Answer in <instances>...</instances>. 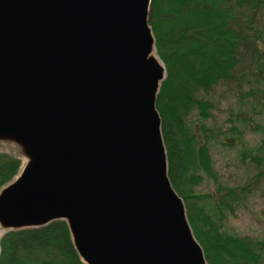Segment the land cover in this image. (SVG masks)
<instances>
[{
    "label": "water",
    "instance_id": "95a60500",
    "mask_svg": "<svg viewBox=\"0 0 264 264\" xmlns=\"http://www.w3.org/2000/svg\"><path fill=\"white\" fill-rule=\"evenodd\" d=\"M151 0H0L5 231L65 221L84 264H207L168 177Z\"/></svg>",
    "mask_w": 264,
    "mask_h": 264
},
{
    "label": "trees",
    "instance_id": "16d2710c",
    "mask_svg": "<svg viewBox=\"0 0 264 264\" xmlns=\"http://www.w3.org/2000/svg\"><path fill=\"white\" fill-rule=\"evenodd\" d=\"M148 24L166 69L156 109L168 177L184 202L206 263L264 264V238L232 234L222 227L225 214L238 209L253 184L264 179V0H151ZM220 86L234 90L239 103L236 112L229 114L227 130L208 124L211 90ZM192 111L199 135L186 122ZM255 117L262 118L263 124ZM246 130L261 131L258 145L241 143ZM227 132L229 141L241 145L239 160L244 163L248 158L257 172L244 185L216 183L213 192L201 194L196 189L207 178L216 179L210 145H229L224 140ZM20 165L18 158L0 152V189L17 175ZM0 264L84 263L66 222L57 220L39 228L4 232Z\"/></svg>",
    "mask_w": 264,
    "mask_h": 264
},
{
    "label": "rangeland",
    "instance_id": "374dc122",
    "mask_svg": "<svg viewBox=\"0 0 264 264\" xmlns=\"http://www.w3.org/2000/svg\"><path fill=\"white\" fill-rule=\"evenodd\" d=\"M154 47H155V43H154ZM155 54H156V50H155ZM156 56L164 66L163 61L159 58L157 54ZM165 76H166V69H165ZM210 99L213 104V110L211 111V118L208 124L211 125L215 124L219 128L223 130H227L230 126L229 123H227L229 114L232 115V113H235L239 107L238 99L234 95V90H226L225 87L220 86L218 88H215L214 90H211ZM241 105L244 108L247 107L245 104H241ZM243 110L248 112L247 109H243ZM241 114L244 115V112H241ZM255 119L259 121L261 124H263L262 118L255 117ZM186 122L190 127H192L194 133L199 135L198 129L195 126V123L197 122L195 111H192L186 117ZM226 135L227 137L224 140L226 142L228 141L227 143L229 145L221 146V145H216L214 143L212 144L210 143L211 144L210 152L213 158L216 179L214 181L212 179L207 178L203 182V184H201V186H199L196 189L201 194L213 192L216 188V183L221 184L223 186L244 185L257 172L256 167L250 165L251 161H249L248 158L244 161V163H242L241 160H239L237 152L240 149L241 145L234 144L233 140L229 141L231 135L228 134V132ZM262 136L263 135L261 131L246 130L244 132V138L242 140L243 142L241 143L242 144L244 143L246 146L249 147L250 146L254 147L258 145V142L260 141ZM0 152H4L9 155H12L21 161L20 169L17 175L10 181L12 182L19 175L26 160L20 154L18 147L12 143L0 141ZM253 185L254 187L251 188L252 191L250 192L249 195L246 196V198L243 200L239 208L236 209L231 214H227V213L225 214L222 220V227L229 233L240 236H248V237H252L253 239L260 240L264 238V179L260 178L258 180V183ZM4 232L6 231L0 226V237Z\"/></svg>",
    "mask_w": 264,
    "mask_h": 264
}]
</instances>
